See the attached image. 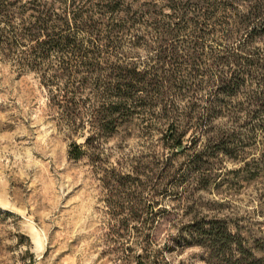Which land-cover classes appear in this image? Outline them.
<instances>
[{
  "label": "rangeland",
  "instance_id": "obj_1",
  "mask_svg": "<svg viewBox=\"0 0 264 264\" xmlns=\"http://www.w3.org/2000/svg\"><path fill=\"white\" fill-rule=\"evenodd\" d=\"M106 1L76 3L101 12ZM218 1L223 2L222 9L206 25L215 31L203 42L207 54L200 67L207 71L205 79L216 77V69L222 67L220 61L210 59L211 54L233 52V39L227 40L233 32V0ZM249 5L237 0L236 12L243 13ZM119 9L115 17L122 18L127 28L118 34L122 52L141 68L155 52L143 46L155 39L149 24L153 18L166 22L172 12L164 0H119ZM106 14L104 29L112 21ZM193 34L188 30L179 35L183 40L179 52L186 54ZM137 38L143 40L134 49L131 43ZM263 45V41L253 43ZM58 66L59 61L51 59L45 63L43 76L56 74ZM228 66L233 69V62L222 68ZM92 78L77 94L80 107L70 120L69 112L55 105L62 98L61 91L52 86L49 92L41 83L40 73L18 72L15 61L0 59V264H134L139 254L147 255L155 264H206L199 259L197 247L164 251L156 258L157 244L190 219L188 206L193 202L197 212L211 215L219 210L218 215L239 224L245 236H264V130L254 129L251 137L248 130L257 120L248 121L247 112L238 111L249 106L248 96L257 89L255 80L236 97H225L226 103L202 125L196 141L195 148L202 149L222 133L231 134L233 148L234 130L239 137L241 134L243 145L236 151L237 158L217 153L204 171L209 180L205 188L199 187L197 172H193L186 175L188 180L177 193L157 195V185L182 172L184 169H174L187 158L186 153L174 155L161 146L159 138L167 121L157 116L159 106L146 111L136 108L137 113L119 125L112 136L101 139L99 150L94 152L99 158L97 168L87 158L68 159L70 142L81 144L95 131L90 118L96 102ZM59 81L64 83V79ZM207 85L197 97L205 99L211 89ZM191 100L188 95L177 100V110L188 111ZM192 131L189 129L183 144L189 142ZM164 154L173 158L170 169H162L165 166L159 163ZM179 193L185 198L179 200Z\"/></svg>",
  "mask_w": 264,
  "mask_h": 264
},
{
  "label": "trees",
  "instance_id": "obj_2",
  "mask_svg": "<svg viewBox=\"0 0 264 264\" xmlns=\"http://www.w3.org/2000/svg\"><path fill=\"white\" fill-rule=\"evenodd\" d=\"M164 1L172 13L166 22L153 18L149 24L155 31V39L151 42L144 40L143 46L155 52L140 68L139 62L128 60L127 53L122 52L120 46L118 34L127 28L122 18L115 17L120 10L119 0H107L101 12H92L85 5L76 3L77 0H0V59L15 61L18 72L40 73L41 83L49 92H52V86L61 91L62 98L55 105L69 112L67 118L70 120L80 107L76 102L77 94L93 77L91 85L96 102L92 105L90 118L95 131L85 136L81 144L70 142L68 159L78 161L87 158L97 168L99 158L94 152L99 150L100 140L112 136L119 125L137 113L136 108L146 111V108L159 106L157 116L167 121L159 138L161 146L174 155L186 153L187 158L174 169H184L182 172L157 185L154 190L157 195L177 193L175 191L188 180L186 175L193 172H197L199 187L205 188L209 180L205 178L204 171L213 164L211 161L217 153L237 158L236 151L243 145L241 134L239 137L234 130L233 148L231 134L225 136L222 133L219 139L202 149L195 148L196 141L201 135L202 125L215 116L220 104L226 103L225 97H236L248 82L254 80L257 89L248 96L249 106L240 107L238 111H246L248 121L257 120V124L248 130L251 137L258 128L264 130V45L253 46L256 41L264 42V0H238L250 3L243 13L236 12L237 0H233V32L227 35V40L233 39V52L226 56L211 54L210 58L220 61L222 67L233 62V69L230 66L226 70L218 68V75L209 79H205L207 71L202 70L200 62L207 54L203 42L215 30L207 29L206 25L222 9L220 5L223 2ZM105 12L112 16L106 29L102 28L103 18L107 15ZM188 30L194 33V37L184 48L186 54H183L178 50L179 43L183 42L179 35ZM168 39L172 40L168 42ZM140 40L143 39L133 41L132 48L139 47ZM51 59H57L60 66L56 74L49 76L52 77L50 79L43 76V72L45 63ZM182 64L189 69L183 68ZM53 78L57 81L64 79V83L61 85ZM206 85L211 89L205 99L197 97ZM186 95L192 98L190 109L178 111L176 102ZM202 102L206 104L201 106ZM189 129H193L188 135L189 142L183 144ZM236 141L238 143L235 144ZM163 158L159 162L165 166L162 169L172 168V156L164 154ZM122 183L126 182L122 180ZM183 198L184 194L179 193V200ZM188 208L192 216L173 234L167 235L161 245L157 244L156 258L164 251L170 253L197 247L199 259L206 264H264V236H245L239 224L228 216L218 215L219 210L211 215L197 212L196 202ZM155 262L147 255L139 254L134 264ZM178 264L184 263L179 261Z\"/></svg>",
  "mask_w": 264,
  "mask_h": 264
}]
</instances>
